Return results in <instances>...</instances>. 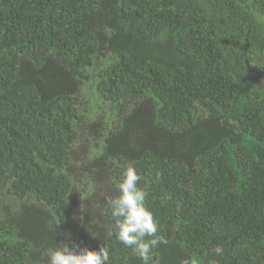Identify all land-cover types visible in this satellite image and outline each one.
Returning a JSON list of instances; mask_svg holds the SVG:
<instances>
[{
    "label": "trees",
    "instance_id": "trees-1",
    "mask_svg": "<svg viewBox=\"0 0 264 264\" xmlns=\"http://www.w3.org/2000/svg\"><path fill=\"white\" fill-rule=\"evenodd\" d=\"M128 164L158 264H264V0H0V264H143L106 201Z\"/></svg>",
    "mask_w": 264,
    "mask_h": 264
},
{
    "label": "clouds",
    "instance_id": "clouds-1",
    "mask_svg": "<svg viewBox=\"0 0 264 264\" xmlns=\"http://www.w3.org/2000/svg\"><path fill=\"white\" fill-rule=\"evenodd\" d=\"M140 179L141 176L134 165H126L122 179L117 186L119 194L106 197V201L115 221L117 240L125 247L131 248L143 264H158L153 259L152 250L158 244L167 243V241L157 235L159 225L154 214L146 206L147 193L138 187ZM145 237H150V239L145 240ZM214 251L217 255L223 253V249L219 246ZM46 255L48 264H109V253L103 247L99 250H90L87 247L80 248L75 244L69 247L65 242L59 248L47 249ZM181 264H198V262L189 257L183 259Z\"/></svg>",
    "mask_w": 264,
    "mask_h": 264
},
{
    "label": "flooded vegetation",
    "instance_id": "flooded-vegetation-1",
    "mask_svg": "<svg viewBox=\"0 0 264 264\" xmlns=\"http://www.w3.org/2000/svg\"><path fill=\"white\" fill-rule=\"evenodd\" d=\"M78 200H80V199L78 198ZM78 202H80V201H78Z\"/></svg>",
    "mask_w": 264,
    "mask_h": 264
},
{
    "label": "rangeland",
    "instance_id": "rangeland-1",
    "mask_svg": "<svg viewBox=\"0 0 264 264\" xmlns=\"http://www.w3.org/2000/svg\"><path fill=\"white\" fill-rule=\"evenodd\" d=\"M82 147H84V146H82Z\"/></svg>",
    "mask_w": 264,
    "mask_h": 264
}]
</instances>
